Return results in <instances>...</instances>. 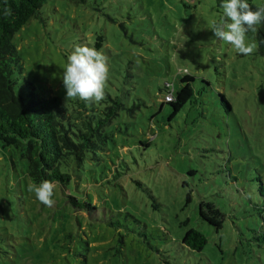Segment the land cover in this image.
<instances>
[{
    "label": "rangeland",
    "instance_id": "rangeland-1",
    "mask_svg": "<svg viewBox=\"0 0 264 264\" xmlns=\"http://www.w3.org/2000/svg\"><path fill=\"white\" fill-rule=\"evenodd\" d=\"M248 2L253 10L264 5ZM219 5L45 0L40 15L15 33L25 75L66 102L67 57L77 45L94 47L102 32L108 79L130 88L139 106L133 117L123 111L115 120L120 130L100 162L67 185L54 183L52 207L28 191L34 183L25 159L0 144V264H264V245L251 239V229L264 226V212L252 205L264 183V27L247 33L256 49L240 55L207 29L219 19ZM128 61L132 85L123 83ZM181 69L194 77L196 100L169 118L160 87ZM116 168L121 174L114 179ZM202 197L226 215L217 230L199 216ZM189 228L206 237L201 250L181 243Z\"/></svg>",
    "mask_w": 264,
    "mask_h": 264
},
{
    "label": "trees",
    "instance_id": "trees-1",
    "mask_svg": "<svg viewBox=\"0 0 264 264\" xmlns=\"http://www.w3.org/2000/svg\"><path fill=\"white\" fill-rule=\"evenodd\" d=\"M44 3L45 0H7V3L0 0V144L13 148L25 159L27 175L34 184L48 180L64 186L73 176L80 177L85 173L90 163L103 159V154L109 151V142H115V134L120 130V125L116 124L115 120L123 111L133 117L139 106V97L133 95L130 88L122 90L109 79L107 80L111 85L106 84L105 98L99 104L79 99H67L64 102L57 95H47L37 90L25 75L23 58L14 36L28 20L40 15ZM5 9H10L11 15L6 16ZM119 26L126 33L124 24L120 23ZM105 40L102 32L97 33L94 48L101 51ZM181 70L175 77L180 83L178 87L175 86V79L164 80L160 87V92L163 93L161 105L166 103L171 107L169 118L185 107L187 102L196 100L194 77L187 69ZM122 76L125 79L123 83L133 84L130 61L127 62ZM203 82L208 84L205 80ZM16 86L24 87V93H16ZM171 88L173 98L166 101L164 95ZM219 96L225 111L231 112L228 100L222 93ZM149 142V139L147 142L139 140L138 147H146ZM120 174L116 168L111 177L116 179ZM137 183L155 199L144 183ZM258 191L260 198L252 202V205L262 217L263 181H260ZM71 201L78 205L75 199L71 198ZM86 206L92 208L89 204ZM198 208L203 221L216 230L220 228L226 215L215 203L202 197ZM251 230V239L259 246L264 245V226ZM181 243L189 249L201 250L206 243V237L199 230L189 228L185 231Z\"/></svg>",
    "mask_w": 264,
    "mask_h": 264
},
{
    "label": "clouds",
    "instance_id": "clouds-1",
    "mask_svg": "<svg viewBox=\"0 0 264 264\" xmlns=\"http://www.w3.org/2000/svg\"><path fill=\"white\" fill-rule=\"evenodd\" d=\"M219 6L222 9L219 19L213 20L207 29L216 41L226 42L240 55H251L256 44L247 43L246 35L264 27V5H256L253 10L248 0H220ZM4 14L11 15V10L5 9ZM108 73V58L103 52L87 45L75 46L63 70L66 99L99 104L105 98ZM54 189L55 184L48 180L28 185V191L34 192L36 199L47 207L55 203Z\"/></svg>",
    "mask_w": 264,
    "mask_h": 264
},
{
    "label": "built area",
    "instance_id": "built-area-1",
    "mask_svg": "<svg viewBox=\"0 0 264 264\" xmlns=\"http://www.w3.org/2000/svg\"><path fill=\"white\" fill-rule=\"evenodd\" d=\"M173 98L172 88L169 89V91L164 95V99L166 101H170Z\"/></svg>",
    "mask_w": 264,
    "mask_h": 264
}]
</instances>
